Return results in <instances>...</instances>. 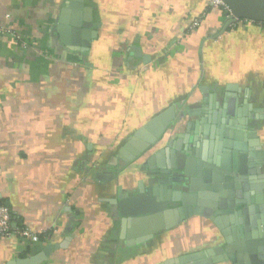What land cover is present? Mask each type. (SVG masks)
<instances>
[{
    "label": "crops",
    "instance_id": "1",
    "mask_svg": "<svg viewBox=\"0 0 264 264\" xmlns=\"http://www.w3.org/2000/svg\"><path fill=\"white\" fill-rule=\"evenodd\" d=\"M209 2L0 0V204L39 236L0 238V264H177L226 247L201 215L123 233L116 202L144 191L165 199L162 187L192 195L165 186L166 142L186 137L197 152L204 126L220 141L245 126L264 153V30L228 24ZM170 108L163 139L124 159L130 138ZM244 211L245 235L230 234L226 252L234 262L220 264L264 257V205Z\"/></svg>",
    "mask_w": 264,
    "mask_h": 264
},
{
    "label": "water",
    "instance_id": "2",
    "mask_svg": "<svg viewBox=\"0 0 264 264\" xmlns=\"http://www.w3.org/2000/svg\"><path fill=\"white\" fill-rule=\"evenodd\" d=\"M72 1L74 3L69 7L75 8L82 0ZM222 2L231 12L228 24L238 20L264 23V0H222ZM173 117L174 111L170 108L140 128L123 148L133 156L122 150L124 159L132 160L133 157L157 145V142L163 139L162 136L169 128ZM205 120L207 118H202L201 122L204 123ZM204 128L206 133L208 128L207 126ZM190 129L191 127L189 131ZM236 129L235 133L230 130L224 132L226 137H231L235 141L223 142L222 146L226 151L223 150L219 160H214L215 162L206 159L205 148L202 151L203 155L194 152L186 137L179 136L175 144L171 140L166 142L165 153L170 154V165L165 169V174L168 176L165 186L180 185L184 191L187 187L192 195H181L180 192H172L163 187L161 196L164 195L165 199H162L163 196L159 199L153 198L145 191L132 196L119 195L116 202L122 218V232L126 233L127 228L132 225L134 228H141L138 234L148 235L161 229L172 228L190 216L201 215L212 221L220 230L226 247L219 246L205 252L183 256L177 260V264H220L226 259L234 262L232 257L226 254L231 250L229 246L234 239L230 237L231 231L226 228L229 218L236 212L240 219L241 213L250 205H264V184L257 180L258 161L263 158L264 153L260 149L258 140L249 138L250 130L247 127H236ZM252 164H254L253 168L248 169ZM193 168L196 170L195 173ZM244 170H249L251 175L249 178ZM172 171L175 173L173 174ZM243 176L246 181L240 179ZM212 207L218 209L213 211ZM160 210L164 211L160 213ZM239 222L241 223V220ZM250 259L252 264H264L262 255L255 259L250 256Z\"/></svg>",
    "mask_w": 264,
    "mask_h": 264
},
{
    "label": "built area",
    "instance_id": "3",
    "mask_svg": "<svg viewBox=\"0 0 264 264\" xmlns=\"http://www.w3.org/2000/svg\"><path fill=\"white\" fill-rule=\"evenodd\" d=\"M209 5L211 8L214 9H222L223 11H225L227 16L231 17V12L229 8L222 2V0H210ZM238 21H244L250 25L258 27L261 30H264L263 22H254L251 20ZM199 23V19L195 20L192 24L193 28L197 27ZM10 235H16L30 243H37L39 241V236L37 234L33 233L26 227H19L17 223L13 220L12 213L9 208L5 205L0 204V238L7 237Z\"/></svg>",
    "mask_w": 264,
    "mask_h": 264
},
{
    "label": "flooded vegetation",
    "instance_id": "4",
    "mask_svg": "<svg viewBox=\"0 0 264 264\" xmlns=\"http://www.w3.org/2000/svg\"><path fill=\"white\" fill-rule=\"evenodd\" d=\"M207 118V117H206ZM213 121V120H212ZM214 123V122H213ZM217 125V124H216ZM221 125V124H220ZM223 126V125H222ZM191 127V126H190ZM205 127V126H204ZM203 127V130H201L200 132H199V134L197 133V138L198 139H196V141L198 140V142H200L201 143V149L199 150V151H197V153L198 152H201L202 153V151L204 150V148H205V144H206V140H211V139H213L214 141H215V144L214 145H212V147L209 149V152H208V154H207V156H206V158H207V160H213V162H215V161H218L219 160V157H220V154H222L223 153V150H225L226 151V149L224 148V146H222L223 145V142H225V141H227V139H221V141L219 140V136H220V138H221V135H220V132H218V135H217V139H216V134H217V132H215L214 133V127H213V129H211V128H209V130L207 129L206 130V133H204V130H205V128ZM221 131V130H220ZM226 137V136H225ZM233 142V141H232ZM154 146H156V145H154ZM153 146V147H154ZM222 146V147H221ZM202 155H203V153H202ZM210 158V159H209ZM215 160V161H214ZM245 171V173H246V176L249 178L251 175H249V170H244ZM210 178V177H209ZM240 179H243V181H246L245 179L246 178H244V176L243 177H240ZM237 183H239V182H237ZM239 184H241V183H239ZM222 190H224V188H222ZM237 190H238V188H237ZM235 191H236V189H235ZM218 208H214V207H212V210L213 211H215V210H217ZM245 210V209H244ZM161 211H164V210H160L159 212L161 213ZM158 213V212H157ZM236 212H234V214L233 215H231V218H229V221H228V223H229V225L231 226V235H233L234 237H237L238 235H243V236H241V237H244V235H245V228H244V226H242L243 224H241L239 221H240V219H239V215L237 214ZM230 216V215H229ZM158 231H160V230H158ZM158 231H156V232H158ZM156 232H154V233H156ZM230 235V237H232ZM231 242H232V240H231Z\"/></svg>",
    "mask_w": 264,
    "mask_h": 264
},
{
    "label": "trees",
    "instance_id": "5",
    "mask_svg": "<svg viewBox=\"0 0 264 264\" xmlns=\"http://www.w3.org/2000/svg\"><path fill=\"white\" fill-rule=\"evenodd\" d=\"M12 218H13V220L17 223V225H18L19 227H21L20 223L18 222V220L15 219V217H14L13 215H12Z\"/></svg>",
    "mask_w": 264,
    "mask_h": 264
}]
</instances>
